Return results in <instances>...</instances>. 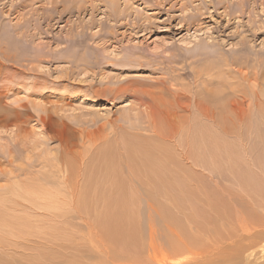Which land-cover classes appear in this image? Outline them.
Wrapping results in <instances>:
<instances>
[{
	"label": "rangeland",
	"instance_id": "obj_1",
	"mask_svg": "<svg viewBox=\"0 0 264 264\" xmlns=\"http://www.w3.org/2000/svg\"><path fill=\"white\" fill-rule=\"evenodd\" d=\"M262 116L264 0H0V264H264ZM123 132L178 155H119L127 220L96 158Z\"/></svg>",
	"mask_w": 264,
	"mask_h": 264
},
{
	"label": "bare ground",
	"instance_id": "obj_2",
	"mask_svg": "<svg viewBox=\"0 0 264 264\" xmlns=\"http://www.w3.org/2000/svg\"><path fill=\"white\" fill-rule=\"evenodd\" d=\"M210 118L213 120L215 119L213 116H211ZM239 118H242V117H239ZM262 121H264V116H262ZM200 130L201 129L199 125L197 127L195 125L194 131H192L191 133H188L189 139L186 138V140H188V144L191 150L190 153H192L191 154L192 156H196L198 154V149L201 146L199 145L196 147V144H195V143L200 142L201 140ZM135 134L136 133L130 134V133L123 132L118 140L107 141L96 152L97 154L96 158L99 160L98 169L105 173L110 172L111 174L109 183L111 185H115V190L113 194L111 195L109 206H114V208L120 209L118 210L117 217L120 218L121 220L123 219L127 220L126 217L129 216V213L131 212V208L133 207V203L135 202V199H136L134 195L132 194V192H128V190H125L126 182H125V179L123 178L124 175H130L131 168L134 169L136 172L141 171L140 173H142L143 175L148 173L149 176H151L154 173L155 174L163 173L164 171L168 170L170 167L178 169V166H177L178 155H175L173 152L175 150L173 149L170 150V146L168 145L165 146L158 142V140H160L162 136L149 138L147 135H146L147 137H141L143 134L141 136L140 135L138 136ZM159 134L163 135L161 132ZM153 135H155V133ZM206 137L208 140H210L208 141L209 142L208 148L210 151H212L213 149L212 134L210 133ZM168 138L169 137H167V139ZM202 149L203 148H201L200 150ZM215 149L216 147L214 148V150ZM229 149L227 151H229ZM137 151H140L142 154H135ZM120 154H126V161L131 164V168H129L128 170H124V165L121 162V159L119 157ZM157 182L159 183V181ZM162 184L163 186H160V187H167L169 185V184H165V181H162ZM114 208L109 209L105 217L108 214L111 216L112 210ZM99 223L103 226V230H109L111 227L114 228L115 225H118V223H116L115 220L103 221L99 219ZM112 231L114 232V229H112ZM128 237H131V236L129 235L123 236V238L125 239H127ZM179 253L180 251L171 249L172 255H178ZM127 254L132 258L135 257L136 252L134 250V247L130 249ZM189 260H190L189 258L185 260L182 258H177V259H174L175 262L171 264H185Z\"/></svg>",
	"mask_w": 264,
	"mask_h": 264
}]
</instances>
